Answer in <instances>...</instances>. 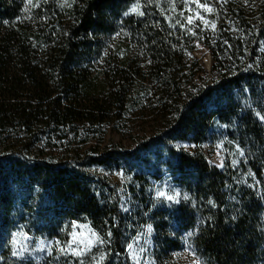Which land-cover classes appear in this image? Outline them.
Wrapping results in <instances>:
<instances>
[{"label": "trees", "instance_id": "16d2710c", "mask_svg": "<svg viewBox=\"0 0 264 264\" xmlns=\"http://www.w3.org/2000/svg\"><path fill=\"white\" fill-rule=\"evenodd\" d=\"M135 1L0 0V264H133L145 225L152 264H264V0ZM75 223L98 236L79 255ZM16 230L47 253L14 256Z\"/></svg>", "mask_w": 264, "mask_h": 264}, {"label": "rangeland", "instance_id": "374dc122", "mask_svg": "<svg viewBox=\"0 0 264 264\" xmlns=\"http://www.w3.org/2000/svg\"><path fill=\"white\" fill-rule=\"evenodd\" d=\"M138 5V8H137ZM201 5V4H200ZM204 7H198L192 12L190 17H202V14L206 9H209L208 5ZM136 8V11L133 9ZM141 1L137 0L133 2L129 8V13H140ZM198 56H202V61L206 68H209L210 57L206 50L202 49ZM101 69L100 67L96 68ZM95 70V69H94ZM130 136L126 134H119L115 131H109L105 136V141L111 143L122 141L124 146H128L127 139ZM137 137V136H136ZM135 137V138H136ZM178 146L186 149H193L195 145L189 141H178ZM203 152L206 154L208 161L218 167L223 165V152L221 143H217L213 146L201 145ZM115 181L119 184V191L121 194L120 207L123 212L129 210L128 196L124 192V180L121 175L114 177ZM154 195L158 198H165L167 200L169 196L173 197L170 201H177L179 191L176 185L172 182V179L168 176L163 177L153 183ZM163 195H160V194ZM98 241L96 232L87 224L75 223L70 239L66 245V251L73 253L76 250L78 253L84 252L91 248ZM50 240L45 238L34 237L22 230H16L12 234V251L13 255L18 258H41L43 257L50 247ZM71 245V246H69ZM153 247L152 242V229L150 225H145L138 234L131 240L127 246L128 254L133 264H152L154 259L151 251ZM179 259L185 264H199L200 259L195 249L190 244H185L181 251L178 253Z\"/></svg>", "mask_w": 264, "mask_h": 264}, {"label": "snow or ice", "instance_id": "6c2138e0", "mask_svg": "<svg viewBox=\"0 0 264 264\" xmlns=\"http://www.w3.org/2000/svg\"><path fill=\"white\" fill-rule=\"evenodd\" d=\"M197 6L198 7H204L203 5H199V4ZM137 8H138V5H137ZM136 10H137L136 8L133 9V11H136ZM206 10H209L210 11V9H206ZM192 22H193L192 17H189L188 18V23L191 24ZM160 195H163V194L161 193ZM168 199L169 200H172L173 197L169 196ZM69 246H71V245H69ZM72 254L73 255H79L80 253H78L76 250H73V253Z\"/></svg>", "mask_w": 264, "mask_h": 264}]
</instances>
